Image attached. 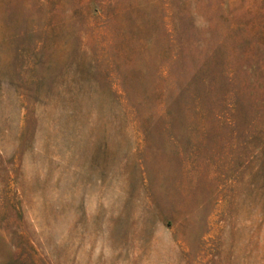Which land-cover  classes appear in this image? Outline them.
<instances>
[{"label": "rangeland", "instance_id": "obj_1", "mask_svg": "<svg viewBox=\"0 0 264 264\" xmlns=\"http://www.w3.org/2000/svg\"><path fill=\"white\" fill-rule=\"evenodd\" d=\"M0 264H264V0H0Z\"/></svg>", "mask_w": 264, "mask_h": 264}]
</instances>
